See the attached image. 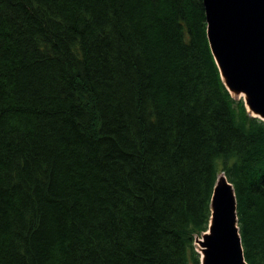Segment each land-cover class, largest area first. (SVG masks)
Segmentation results:
<instances>
[{"label": "trees", "instance_id": "trees-1", "mask_svg": "<svg viewBox=\"0 0 264 264\" xmlns=\"http://www.w3.org/2000/svg\"><path fill=\"white\" fill-rule=\"evenodd\" d=\"M220 173L264 264V122L203 0H0V264H200Z\"/></svg>", "mask_w": 264, "mask_h": 264}, {"label": "water", "instance_id": "water-1", "mask_svg": "<svg viewBox=\"0 0 264 264\" xmlns=\"http://www.w3.org/2000/svg\"><path fill=\"white\" fill-rule=\"evenodd\" d=\"M208 39L228 90L245 94L249 111L264 121V0H203ZM207 232L196 243L201 264H248L234 186L221 176L211 200Z\"/></svg>", "mask_w": 264, "mask_h": 264}, {"label": "rangeland", "instance_id": "rangeland-1", "mask_svg": "<svg viewBox=\"0 0 264 264\" xmlns=\"http://www.w3.org/2000/svg\"><path fill=\"white\" fill-rule=\"evenodd\" d=\"M234 100L236 101V102H239L240 100H239V98H234ZM195 246L198 248V249H200V247H199V245L195 242Z\"/></svg>", "mask_w": 264, "mask_h": 264}]
</instances>
